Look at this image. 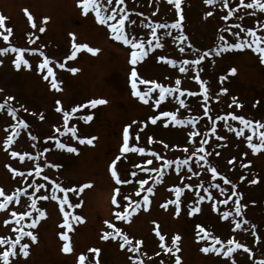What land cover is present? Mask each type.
Here are the masks:
<instances>
[{
	"label": "rangeland",
	"instance_id": "rangeland-1",
	"mask_svg": "<svg viewBox=\"0 0 264 264\" xmlns=\"http://www.w3.org/2000/svg\"><path fill=\"white\" fill-rule=\"evenodd\" d=\"M228 2L229 6L237 11L226 21L223 16L228 9L222 7L220 0L214 5H206L204 0H182L183 33L187 40L181 43L163 34L168 30H158L164 47L150 51L149 55L135 66L141 78L153 79L168 87H175V80L179 79L182 90L197 92L195 97H189L187 93L179 97L190 105L189 108H182L176 98L178 93L170 95L159 107L152 106L153 100L145 105L131 94L130 73L133 66L129 63L130 49L113 40L109 30L95 21L94 14L90 13L85 17L78 7V0H0V15L6 17V27L12 28V35L7 42L0 36V47L11 45L24 48L25 58L32 65L30 69L22 67L18 70L12 63L15 59L14 53L0 56V103H4L7 97L11 96L13 99L7 101V104L16 109L15 119L8 114L7 108L0 111V189H3L5 194H11L17 188L26 189V193L20 196V203L13 201L7 209L0 211V237L15 238L13 229L16 225L11 212L22 213L29 210L31 199L50 194L53 181L69 189H79L83 184L92 185L79 195L75 192L68 193L71 204L82 202V206L69 208L65 205V211L70 217L79 215L83 218L82 221H72L73 230L68 233L73 247L71 253L62 251L64 241L60 239V233L66 229L60 227L63 223V213L59 209L58 201L50 198L38 200L37 207L42 208L46 216L32 230L37 236V241L30 243L28 257L25 258L22 254L10 257L12 264H78L81 254L87 256L92 264H96L97 260L99 264H132L129 257H138L143 264H160L161 261L164 264H174V256L159 247L156 231L165 236V245L168 247H173V236L181 237L178 241L180 251L176 253L181 257V264H232V259H235L236 264H254L255 260L264 259V149L254 154L248 148L244 137H236L234 132L224 127L223 121L217 122V131L213 135L209 127L211 121L203 115L200 107L204 101L199 84L194 79L198 74L208 88L207 104L211 109L209 116L213 119L217 115L232 112L253 121L264 122V64L260 63L258 54L245 49L224 52L219 56L210 55L205 57L200 65L186 66L189 69L187 72L179 71L184 60L196 59L204 51L215 48L220 43L219 36H225L229 43L234 42L231 32L223 31L225 28L238 31L234 25L239 23L242 27H255L258 34L264 35V31L259 29L260 25H264V13L257 9L237 8L239 0ZM123 7L131 19L138 21V27L146 22L171 23L177 18L174 6L169 5L167 0H125ZM25 9L33 16L36 28L31 27ZM209 11L213 13L212 16H207ZM44 17H48L46 24L43 23ZM241 17L243 19H240ZM41 26L45 27L43 33L38 30ZM147 31H140V36H145ZM171 31L175 36L179 30ZM70 33L75 34L77 44H87L91 48L99 49V52L93 55L87 50H80L74 59H68L73 43ZM29 39L33 43L30 44ZM153 43L155 44V41ZM180 47H184L185 52L181 53ZM30 49H39V52L50 58L49 66L53 68L61 91L50 87L52 77L44 80L46 69H39L43 57L39 52L29 51ZM160 56L176 60V67L159 60ZM59 63H63L64 68L58 67ZM73 67L79 69L75 74L68 70ZM233 68L236 69L234 74L231 72ZM140 87L143 90L145 86ZM221 88L228 91L222 93ZM157 95L158 91L153 97ZM233 98L242 107L237 108L232 104ZM91 99H105L107 104L79 109L70 117L65 128L63 112L56 110L58 106L55 102L60 100L63 111L70 112L76 105H87ZM162 111L175 112L181 119L197 118V130L209 133L206 138L208 143L203 145L209 153L207 158L217 167L218 172L236 185V196L232 195L231 185H225L219 177L214 183H219L225 191L209 187L211 173L195 163L197 157L190 163L192 170L200 173L199 176H193L187 167L179 173L174 168H167L163 169L162 182L153 184L149 176L155 177L156 173L140 170L162 166L163 161L155 159L151 155L152 152L162 155L165 159L176 160L184 159L194 151V145L188 136L192 130L191 125L176 126L170 118L160 116ZM41 115L43 120L40 119ZM88 115H92L93 119L86 122L84 118ZM152 116H160L155 125L149 119ZM21 119L28 124L27 129L16 127ZM134 121L136 123H133ZM228 123L239 127L238 122L230 119ZM127 125H132L130 146L135 143L137 147H144L145 153L130 152L122 156V167L135 172L136 175L129 174V183L116 185L109 166L115 156L119 155L122 131ZM13 127H16L19 135L14 137L11 144L6 145L5 141L12 133ZM56 128H60L64 134L56 132ZM72 128L76 129L77 137L96 139L92 145L80 144L73 137ZM137 134L139 139L134 140L133 137ZM245 134H249L247 130ZM32 136L36 139H32ZM53 136L61 143L77 148L78 154L57 148L55 140L49 139ZM216 136H223L225 139L217 140ZM149 137L152 138V143L148 142ZM193 139L195 147H199L205 137L201 134ZM254 142H257L255 138ZM164 144L168 147L165 148ZM184 148H188L187 153L183 151ZM12 151L18 152V155L12 157ZM21 156H24L23 161ZM29 156L33 159L29 160ZM149 160L152 161L151 164L147 163ZM137 165L140 166L139 169ZM37 166L41 169L39 176L35 173ZM12 169H15V172H24L27 178H21ZM45 176L48 177L47 181ZM140 179H148L149 184L145 185V188L152 186L154 189V194H148L150 203L146 206L147 210L142 204L141 209L130 218V222L117 220L115 212L122 211L123 208L118 209L111 203L114 189H121L117 200L126 207L127 202L122 200L123 196L127 195L136 200L147 194L141 192L140 197L136 196ZM253 179L258 182L250 183ZM29 183H38L44 187L36 190L34 187L29 188ZM200 184L209 188L211 200L207 198L208 193L199 188ZM185 185L193 187L187 188ZM174 187L184 188L179 216L175 215L173 204H168L167 208L161 206L175 199L171 191ZM197 191L204 195L205 199L200 202L201 211L189 216L187 213L196 199ZM33 192L35 196L31 195ZM57 195L63 196L59 192ZM229 196H232V199L227 205L219 203ZM237 198L241 204L246 205L242 209L243 218L234 217L233 214L228 220L221 219L222 212L233 210V201ZM2 199L0 197V200ZM213 204L216 205V210L213 209ZM234 218L241 221L246 219L249 223L236 230ZM5 220L10 223L5 224ZM105 221L118 227L133 243L137 239L142 240L139 253H129L127 246L120 248L122 241L118 237L115 240H101L104 231H112ZM28 222L30 218L25 217L24 230H28ZM197 224L205 226L225 242L234 239L244 244L252 250V256L243 249L236 250L232 257L201 252L200 249L209 242L197 240ZM252 225H255V236L252 234ZM256 237L260 238L259 242ZM28 241L29 238H24L21 242ZM4 247L6 246L0 245V249ZM90 248L100 249L99 257H96L95 253H89ZM85 264H88V261Z\"/></svg>",
	"mask_w": 264,
	"mask_h": 264
},
{
	"label": "snow or ice",
	"instance_id": "snow-or-ice-1",
	"mask_svg": "<svg viewBox=\"0 0 264 264\" xmlns=\"http://www.w3.org/2000/svg\"><path fill=\"white\" fill-rule=\"evenodd\" d=\"M169 5H173L175 9V15L176 19L171 23H152V22H146L141 23L138 27V21L131 19L129 16L128 11L125 7H123L125 0H78V7L81 9L82 14L87 17L90 13L94 14L95 21L101 25L105 26L113 40L122 43L123 45L127 46L130 49V60L129 63L133 66L130 73V86H131V94L134 97H137L141 102H143L145 105L149 104L150 100H153V107H159L163 101L166 100L170 95L173 94H179L177 98L178 103L180 107L182 108H189L190 105L186 103L185 99H180L179 97H182L187 93V96L189 97H195L197 96V92L194 91H188L187 89L182 90L181 80L176 79L175 80V87H168L164 84L158 83L156 80L153 79H144L139 77L136 65L143 61L148 55L149 52L156 49V48H163L164 44L161 43L160 35H158V30H168L164 32V35L173 37L174 40L180 41L183 43L187 40V36L183 33V25L182 21L184 20V15L182 14V0H167ZM217 2V0H204V3L206 5H214ZM220 3L222 4V7L225 9H228L227 13L223 16L224 20H228L230 17L233 16L234 12L237 11V9L231 8L229 6L228 0H220ZM237 8L239 9H257L259 12L264 13V0H251V2H245V0H239V3L237 5ZM25 14L27 16V19L29 23L31 24L32 28H36L37 24L34 22L33 16L28 12L27 9H25ZM213 13L211 11L207 12V16H212ZM240 19H243L242 17ZM6 17L3 15H0V36L3 37V40L7 42L9 40V36L12 35V28L6 27L5 25ZM48 17L43 18V23H47ZM238 31H232L231 28H225L223 29L224 32H231L232 37H234V42L229 43L225 36L221 35L219 36L220 43L217 44L215 48H213L210 51H204L202 54H199L196 59L193 60H184L180 67L179 71L181 73L187 72L189 69L188 65L191 66H197L201 64V61L205 59V57H208L210 55H216L219 56L224 52L228 51H243L245 49H250L254 53L258 54L259 60L261 64H264V35L258 34V31L255 27H242L241 24L237 23L234 25ZM147 29L148 31L145 33V36H140V31ZM260 31H264V25L259 26ZM39 32L43 33L45 31V27L41 26L39 27ZM171 30H179L175 36H173V32ZM4 32L7 34L5 35ZM70 36L72 37V53L71 56L68 57V59H74L76 57V54L80 50H87V52L92 53L93 55L97 54L99 52V49L91 48L87 44H77L75 42V34L70 33ZM155 41V44L153 43ZM30 44L33 43L31 39L28 41ZM191 47V45H189ZM29 51L35 53L39 52V49H30ZM179 51L181 53L185 52L184 47H180ZM14 53L15 59L12 61L16 69L24 68H31L32 65L30 64L29 60L25 58V49L20 47H14L11 45H8L7 47H0V56H3L7 53ZM39 55L43 57L42 63L39 64V69L41 71L46 69V73L44 75V80H49V77H52L50 82V87L53 90L61 91L60 83L55 78V73L53 71V68L49 65L51 64V60L48 56H46L43 52H39ZM159 60L164 61L166 64L171 65L173 67H176L177 61L173 59H168L165 56H160ZM2 63V61H0ZM63 63H59L58 67L64 68ZM71 73L75 74L79 69L73 67L68 69ZM231 72L234 74L236 72V69H231ZM194 79L199 84V88L202 93V98L204 103L200 105V107L203 110V115L205 117H208V120L211 121V124L209 125L211 133L213 135L216 134L217 128V122L223 121L224 127H227L229 131L234 132L236 137H244V139L247 142V146L251 151L255 153H259L262 149H264V122L261 120H251L245 118L243 115H237L232 112H228L225 115H217L215 119H213L211 116H209V112L211 109L208 107L207 101L209 99L208 96V88L205 86L204 81L200 78V76L197 74ZM223 80V78H221ZM145 86L143 90H141L140 86ZM158 95L154 98L153 94L157 93ZM222 93H226L228 90L226 88H221L220 90ZM13 97L9 96L7 97V101H11ZM7 101L4 103H0V111L7 108V112L10 116H12L14 119L16 117V109L8 106ZM57 111L63 112V121L64 126L67 128L68 120L71 116H73L79 109L84 108L86 106H91L92 108H95L98 105H105L107 104V100L105 99H91L87 102V105H76L71 109L70 112L63 111V109L60 107L61 101L57 100L56 102ZM259 103V101H257ZM232 104H235L237 108L242 107L241 104L237 103L236 99L233 98ZM231 107V105H230ZM160 116L162 117H168L170 118L171 122L176 126H185V125H191L192 130L189 131L188 136L190 138V141L194 145V151L186 156L184 159H176V160H168L165 159L162 155L152 152L151 155L155 157L157 160L163 161V164L161 167H153V168H142L141 171L147 172V173H156L155 177L149 176V179H152L153 184L162 182V177L164 175L163 169L167 168H174V170L179 173L181 169L187 167L188 172H191L193 176H199V172H194L192 170L191 163L193 161L194 157H197L195 163L200 166V168L205 169L211 173V180H208L209 187L220 189L221 191H225V189H221V186L219 183H214L217 177H219L225 185H231V188L233 189V196H236L237 193L234 191L236 188V185L232 183L230 179L223 176L220 172L217 171V167L213 166L209 160L208 156L209 153L205 151V148L203 147L204 144L208 143V140L206 139L209 135L208 131H204L201 133L200 130H197V118L192 117L190 119H181L178 118L177 113L171 112V111H162L160 113ZM160 116H152L150 117V121L153 125L157 123V120L160 119ZM40 119L43 120V115L40 116ZM87 121H91L93 119L92 115H88L86 118H84ZM229 119L233 122H238L239 127H234L233 125L229 124ZM133 123H136L135 121ZM165 125H167V121H165ZM16 127L19 128H28V124L24 120H19ZM16 127L12 128V133L7 136V139L5 141V144H11L14 140V137L18 136L19 133L16 131ZM132 128V125H127L123 128L122 131V144L119 148V155H116L115 158L111 161V164L109 166V171L111 174V177L114 179V182L116 185H123L130 182L128 179V175L135 176V172H131L129 169L123 168V160L121 159L122 156L125 153H145L144 147H137L135 146V143H133L130 146V129ZM245 130L248 131L249 134H245ZM56 132L61 133L63 135L64 133L61 132L60 128H56ZM71 133L74 138H76L80 144L87 143L88 145H92L96 137L91 138H80L76 136V129L72 128ZM201 134L205 137V139L202 140L199 147H195V141L193 138L201 136ZM254 138L257 142H254ZM32 139H36L35 136H32ZM49 139L55 140L56 147L59 149H66L69 153H77L78 149L75 147L68 146L64 143H61L59 140H56V138L49 137ZM134 140L139 139V135H135L133 137ZM217 140H224L225 137L223 136H216ZM149 143H152V138L149 137L148 139ZM164 147L167 148L168 145L164 144ZM183 151L185 153L188 152V148H184ZM18 155V152L12 151L11 156L16 157ZM27 155V153L25 154ZM216 155H219V153H216ZM246 155V154H245ZM21 161H23L24 156L20 157ZM33 159V157L29 156V160ZM201 161L203 163H201ZM147 163L151 164L152 161L149 160ZM229 163L231 164L232 161L230 160ZM242 167H245L246 165H241ZM137 168L139 169L140 166L137 165ZM12 171L20 176L21 178L26 179L24 172H15V169H12ZM41 169L39 166L36 167L35 173L37 176L40 175ZM31 175V173H29ZM122 175L124 178H122ZM44 179L47 181L48 177L45 176ZM243 179V177H241ZM258 181L253 179L250 181V183H257ZM139 189L136 191V196L140 197L141 192H145L147 194L143 195L141 199H130L129 196L125 195L122 197V200H124L126 203V207L122 206L119 201L117 200V196L120 195L121 189L119 187L114 189V195L112 197L111 203L115 205L118 209L123 208L122 211L115 212V218L117 220H123L125 222H130V218L141 209L142 204L145 206V210H147L146 206L150 203L149 201V195L148 194H154V189L152 186H149L145 188V185L149 184L148 179H140L138 181ZM29 188H35L36 190L42 189L44 185L38 184V183H29ZM92 187L91 184H83L79 187V189H69L61 187L58 183L55 181L52 182L51 188L52 191L50 194H43L40 196H35V192H33L31 195L35 196L34 199H31V203L29 206V210H26L22 213H17L16 211L11 212V217L13 218V221L15 223V227L13 231L15 232V238H4L0 237V245H4L3 249H0V261H2V264H12V261L10 257H16L18 254H22L25 258L29 256V246L30 243H34L37 241V236L32 231L35 229L40 220L45 218L46 213L42 208L37 207V201L38 200H47L52 199L55 201H58L59 203V209L63 213V223L60 225L61 228L66 229V231H63L60 233V239L64 241L62 251L64 253H71L73 251L71 239L69 236V232L73 230L72 221H82L83 218L79 215H72L70 217L69 213L65 211V205H67L69 208L73 207H80L82 206L81 203H77L75 205L71 204L69 202L68 193L69 192H75L76 195H79L82 193L85 189ZM184 187L192 188V185H185ZM199 188H202L205 193H208V199H212V195L209 192V188L204 187L203 184L199 185ZM171 191L174 193L175 199L168 201L167 203L161 205L164 208L168 207V204H173L175 206V215L179 216L181 211V197L184 192V188L182 187H174L171 189ZM57 192L62 193L63 196L60 197L57 195ZM26 189L24 188H17L14 192L11 194H5L3 189H0V197L3 199L0 200V211H3L9 207V204L15 201V203H20V196L21 194H25ZM205 199L204 195H201L199 191L196 193V199L192 206L190 207L188 211V215H194L201 211L200 208V202H202ZM232 199V196H229L227 199H224L223 201H219V203L227 205L229 203V200ZM234 208L232 211H224L221 213V219L228 220L229 217H232L234 214V217H240L243 218L244 213L242 211L243 208L246 207V205L241 204L240 199L237 198L233 201ZM131 209V211H129ZM213 209L216 210V205L213 204ZM28 217L30 218V222L27 223V229L24 230V218ZM5 224L10 223L9 220L4 221ZM109 229L112 231H104L101 235V240L108 241L110 238L115 240L117 237L122 241L120 243V248H125L127 246V250L129 253H139L140 247L143 243L142 240H135V243H133V240L129 238L128 235L121 232V230L116 227L114 224L105 221L104 222ZM234 228L236 230H239L243 227V225L248 224L249 222L246 219H235L233 220ZM158 227V225H157ZM196 238L198 241H208L209 243H206L204 247H202L200 250L201 252L208 254V253H215L217 255L222 254L224 257H232V254L238 250L243 249L245 253H247L249 256H252V250L245 246L244 244L236 242L234 239H228L226 242L221 240L218 236L213 235L205 226H202L200 224L196 225ZM255 225H252V234L255 236ZM155 235L158 237L159 240V247L166 253H171L174 256V264H181V257L179 255H176L180 251V248L178 247V241L181 239L179 235L173 236L171 238V244L173 247H168L165 245V236L160 233V231H156ZM24 238H29L28 242H21ZM257 242H259L260 238L256 237ZM218 245V247H217ZM89 253H95L96 257H99L100 255V249L98 248H90L88 249ZM129 259L132 261V264H143L141 260H139L138 257H129ZM88 261V264H92L90 260H88V257L84 254L79 255L78 257V264H85V262ZM96 264H99L98 260ZM160 264H164L163 261L160 262ZM232 264H236L235 259H232ZM254 264H264V259H258L254 261Z\"/></svg>",
	"mask_w": 264,
	"mask_h": 264
}]
</instances>
